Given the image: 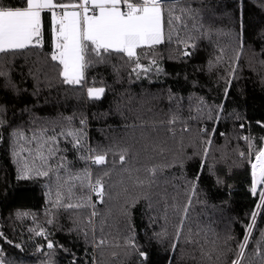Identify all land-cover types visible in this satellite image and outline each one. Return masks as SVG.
I'll use <instances>...</instances> for the list:
<instances>
[{
    "label": "trees",
    "instance_id": "16d2710c",
    "mask_svg": "<svg viewBox=\"0 0 264 264\" xmlns=\"http://www.w3.org/2000/svg\"><path fill=\"white\" fill-rule=\"evenodd\" d=\"M169 6L174 15L186 10L170 40ZM43 15L41 46L0 53V262L233 264L263 187L252 193L249 161L264 147V0L165 5L163 43L138 48V61L90 57L79 85L65 83L51 60V13ZM88 88L105 91L92 98ZM19 151L35 152L22 154L27 176L15 161ZM140 152H154L159 164L148 169L153 155ZM91 154L106 155V163L91 166ZM104 169L113 174L101 177ZM86 173L108 191L94 215ZM261 211L241 264H264Z\"/></svg>",
    "mask_w": 264,
    "mask_h": 264
},
{
    "label": "snow or ice",
    "instance_id": "6c2138e0",
    "mask_svg": "<svg viewBox=\"0 0 264 264\" xmlns=\"http://www.w3.org/2000/svg\"><path fill=\"white\" fill-rule=\"evenodd\" d=\"M174 2L176 0H79L78 3L64 4L56 3L55 0H22L24 6L0 5V53L41 46L42 13L49 12L55 37V50L51 54V60L58 61L62 66L60 75L64 78L65 83L79 85L84 80V69L89 66L90 57H95L98 62H103L107 55L124 53L127 57L136 58L138 61L136 52L138 48H151L163 43L165 39V5H171ZM175 10L171 6L167 9L170 26L169 40L171 39V25L176 21L183 23V15L186 11L181 9V15H174ZM152 63L155 64V60ZM137 68L143 69V65L137 63ZM104 91L103 88H88L87 90L88 96L92 98H99ZM225 96H227V89H225ZM201 104H203L202 100ZM17 135L22 134L17 133ZM67 135L71 136L73 133L70 132ZM35 138L34 136L33 139ZM51 139L55 143V138ZM79 143L77 139L76 146H79ZM41 147L43 146L38 147V151ZM48 151L50 154H54V150L49 149ZM13 154L19 155L17 152ZM206 154L207 150H205ZM40 158L46 160L42 152ZM124 159L125 157L121 155V162ZM255 160L256 162L251 165L253 170L251 191L253 194H256L258 184L264 185V148H260L256 152ZM91 162L95 165H104L106 155H96L91 158ZM31 171L32 169L26 163L22 169L23 175L27 176ZM152 171L155 172L154 169ZM36 174L47 176L48 172L37 171ZM88 176L90 174L86 173L85 177ZM76 179L80 178L76 177ZM196 179L198 180L199 177L197 176ZM89 186L102 201L103 185L101 181L97 180L94 185L90 184ZM194 187L195 185H193ZM57 195L60 194L57 193ZM76 206L78 207V205ZM67 207L71 208L74 205L69 204ZM260 210H264V190L259 192V203L256 205V211L252 213L253 222L248 225L245 239L239 245L241 258ZM18 215L20 214L18 213ZM36 234L45 235L43 230ZM0 238L6 239L3 233H0ZM7 242L11 243V241ZM47 247L49 249L54 247L52 241L47 242ZM140 255L144 254L140 253ZM233 264H239V260L233 261Z\"/></svg>",
    "mask_w": 264,
    "mask_h": 264
},
{
    "label": "rangeland",
    "instance_id": "374dc122",
    "mask_svg": "<svg viewBox=\"0 0 264 264\" xmlns=\"http://www.w3.org/2000/svg\"><path fill=\"white\" fill-rule=\"evenodd\" d=\"M73 133L74 134V131H64V133H63V135H66L67 136V134L68 133ZM18 133H21L22 135H19L18 136V139H19V141L20 142H22L23 141V139L22 138H24L26 135L22 132V130H19L18 131ZM35 136H37V135H35ZM76 139H74V141H75ZM264 148V147H263ZM20 153H19V155H14L15 156V161L17 160V163H18V167L19 168H22V166H24L27 162H30V161H23V160H21L22 159V154L23 153H31V154H34L35 152H21V151H19ZM18 153V152H17ZM37 153H39V154H41V152H37ZM101 153H105V152H101ZM140 153H145L146 155L148 154V155H153V159L155 160V161H152L151 163H147V164H145V166H147L148 167V169L149 168H151L153 165H155V163L156 164H159V162L156 160V155H155V153L154 152H140ZM181 154H184V153H186V152H180ZM253 153V152H252ZM251 153V154H252ZM42 154H43V156L45 157V153L44 152H42ZM52 156V154H48V156ZM56 155V152H54V159H55V156ZM213 152H211V154H210V158H213ZM221 155L223 156V152H221ZM220 155V157H218L219 159H222V156ZM70 156V153H69V155H68V157ZM94 156H96V155H92L91 154V156L89 157V159H88V163H90V165L91 166H94V164L91 162V158L92 157H94ZM133 156V155H132ZM212 156V157H211ZM248 156H249V153H248ZM46 158H47V156H46ZM66 158V157H65ZM251 160L249 161V165L251 166L253 163H255L256 162V160H255V157H251L250 158ZM69 160V159H68ZM151 160V159H150ZM46 160H42L41 161V163H44ZM86 161V159H85V157L84 156H82V159L80 160V162H82V163H84ZM142 161L143 160H141V158H139L138 159V163H137V165H139V164H142ZM219 163H224L223 161H218ZM144 166V165H143ZM140 167V166H139ZM120 169L116 172V173H112V171L111 170H109V169H104L103 170V173H102V176L101 177H103V178H107L108 177V174H113V179H114V182H115V186H117V188H118V185H116V184H119L120 183V181L122 180V177L124 176L123 174H124V168L125 167H123V166H120L119 167ZM140 168H142V167H140ZM251 169H252V167H251ZM253 171V170H252ZM73 176L74 177H71V179L74 181L73 183H72V185L73 186H77L78 185V182H77V180H76V177H77V171H76V169H74L73 170ZM97 178V177H96ZM98 180V178L96 179V180H94L91 176H90V179H89V185L90 184H92V185H94L95 184V182ZM100 180V179H99ZM79 181V180H78ZM102 182V181H101ZM65 184V183H64ZM102 185H104L103 184V182H102ZM114 185V184H113ZM66 190V189H65ZM262 190H264V185H263V187H262ZM89 191H90V196H91V199H92V205H91V209H90V213H91V215L93 214H95L96 212H97V209H98V207H99V204L100 203H102V202H104L105 201V198H106V196L108 197V191H107V189H103V199H102V201H101V198L99 197V196H97V194L92 190V188L89 186ZM54 193V192H53ZM62 193H64V191L62 190L61 192H60V194H62ZM107 194V195H106ZM106 195V196H105ZM259 203V202H258ZM108 205V204H107ZM122 211V210H121ZM256 211V210H255ZM116 212V211H115ZM261 210H260V212H259V214L256 216V220H255V227H254V229L252 230V234H251V236L249 237V239H248V243H247V247H248V245H249V243L252 241V238H254L253 237V235H254V232H255V229H256V226H257V224H258V220H259V217H260V214H261ZM107 222H108V224H111L112 223V220L108 217L107 218ZM253 221H251V223H252ZM250 223V224H251ZM247 247L244 249V253H243V257H244V254H245V252H246V250H247ZM240 253V252H239ZM243 257L241 258L240 256H239V254H238V257H237V260H239V264H241V262H242V260H243Z\"/></svg>",
    "mask_w": 264,
    "mask_h": 264
},
{
    "label": "crops",
    "instance_id": "0c3cea01",
    "mask_svg": "<svg viewBox=\"0 0 264 264\" xmlns=\"http://www.w3.org/2000/svg\"><path fill=\"white\" fill-rule=\"evenodd\" d=\"M76 3H78V1H76ZM59 11V10H58ZM43 13H42V20H41V23H42V30H43ZM53 43H54V47H55V37H53ZM62 70V69H61ZM84 77H85V69H84ZM0 264H2L1 262H0Z\"/></svg>",
    "mask_w": 264,
    "mask_h": 264
},
{
    "label": "built area",
    "instance_id": "2783aa9c",
    "mask_svg": "<svg viewBox=\"0 0 264 264\" xmlns=\"http://www.w3.org/2000/svg\"><path fill=\"white\" fill-rule=\"evenodd\" d=\"M79 2V1H78ZM43 44V42H41V45Z\"/></svg>",
    "mask_w": 264,
    "mask_h": 264
},
{
    "label": "water",
    "instance_id": "95a60500",
    "mask_svg": "<svg viewBox=\"0 0 264 264\" xmlns=\"http://www.w3.org/2000/svg\"><path fill=\"white\" fill-rule=\"evenodd\" d=\"M259 185V184H258Z\"/></svg>",
    "mask_w": 264,
    "mask_h": 264
}]
</instances>
